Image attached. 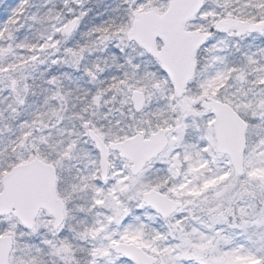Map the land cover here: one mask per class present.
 I'll list each match as a JSON object with an SVG mask.
<instances>
[{
	"label": "snow or ice",
	"instance_id": "6c2138e0",
	"mask_svg": "<svg viewBox=\"0 0 264 264\" xmlns=\"http://www.w3.org/2000/svg\"><path fill=\"white\" fill-rule=\"evenodd\" d=\"M0 264H264V0H0Z\"/></svg>",
	"mask_w": 264,
	"mask_h": 264
},
{
	"label": "rangeland",
	"instance_id": "374dc122",
	"mask_svg": "<svg viewBox=\"0 0 264 264\" xmlns=\"http://www.w3.org/2000/svg\"><path fill=\"white\" fill-rule=\"evenodd\" d=\"M7 2H11V0H7Z\"/></svg>",
	"mask_w": 264,
	"mask_h": 264
}]
</instances>
